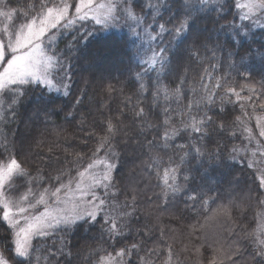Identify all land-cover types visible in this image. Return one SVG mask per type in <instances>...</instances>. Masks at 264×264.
I'll return each instance as SVG.
<instances>
[{
    "label": "snow or ice",
    "instance_id": "1",
    "mask_svg": "<svg viewBox=\"0 0 264 264\" xmlns=\"http://www.w3.org/2000/svg\"><path fill=\"white\" fill-rule=\"evenodd\" d=\"M0 264H264V0H0Z\"/></svg>",
    "mask_w": 264,
    "mask_h": 264
},
{
    "label": "trees",
    "instance_id": "2",
    "mask_svg": "<svg viewBox=\"0 0 264 264\" xmlns=\"http://www.w3.org/2000/svg\"><path fill=\"white\" fill-rule=\"evenodd\" d=\"M257 31V35H256V39L257 40H260L261 39V34L259 33L258 30H255ZM62 46V45H61ZM209 71H211V69H209ZM85 76H87V74L85 73ZM257 79H259V77H257ZM78 87H81V88H85L87 87V90H88V93H89V97L92 98L93 101H103V97L100 96L95 87L92 86V85H85L83 83V81L79 82L78 84ZM198 87V85H197ZM94 107V105H93ZM59 123H63L62 120H58ZM66 127H69L66 125ZM20 128L21 130H24V126L23 125H20ZM70 131H71V128H70ZM71 141H69L70 143ZM233 143H236V144H240L241 141L240 140H233ZM245 144H247V141H244ZM66 146V145H65ZM131 165H129L130 167ZM235 169H236V176L239 177V180H240V183L238 185H234V191L236 190L237 192L235 193H239V195H243V193L247 190V188L249 187H253L252 185V181H251V170H246L245 167H244V164L243 163H240V162H237L236 165H235ZM181 207H183L181 205ZM254 211L255 209H253L252 211H247L245 209H242V210H239L237 211L236 213H234V215H237L240 217V223H243L245 225H247L249 222L252 221L253 219V214H254ZM246 216V219L244 218ZM165 221L168 220V216L167 214L165 215L164 217ZM190 221H179V222H173L172 223V227L177 229V232L179 233V230L187 223H189ZM211 224L209 225V228L211 229Z\"/></svg>",
    "mask_w": 264,
    "mask_h": 264
},
{
    "label": "rangeland",
    "instance_id": "3",
    "mask_svg": "<svg viewBox=\"0 0 264 264\" xmlns=\"http://www.w3.org/2000/svg\"><path fill=\"white\" fill-rule=\"evenodd\" d=\"M254 30H255V29H254ZM253 147H254V146H253ZM235 192H237V191L235 190ZM236 195H237V196H240L239 193H236Z\"/></svg>",
    "mask_w": 264,
    "mask_h": 264
}]
</instances>
